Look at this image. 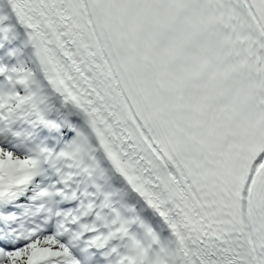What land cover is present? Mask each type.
<instances>
[{
	"label": "snow or ice",
	"instance_id": "snow-or-ice-1",
	"mask_svg": "<svg viewBox=\"0 0 264 264\" xmlns=\"http://www.w3.org/2000/svg\"><path fill=\"white\" fill-rule=\"evenodd\" d=\"M0 264H264V0H0Z\"/></svg>",
	"mask_w": 264,
	"mask_h": 264
}]
</instances>
